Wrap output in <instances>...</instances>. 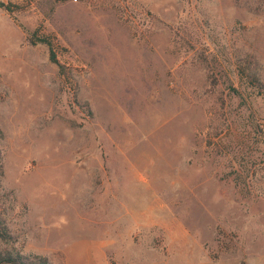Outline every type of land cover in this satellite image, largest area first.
Instances as JSON below:
<instances>
[{
    "label": "rangeland",
    "instance_id": "1",
    "mask_svg": "<svg viewBox=\"0 0 264 264\" xmlns=\"http://www.w3.org/2000/svg\"><path fill=\"white\" fill-rule=\"evenodd\" d=\"M0 1V251L264 264V0Z\"/></svg>",
    "mask_w": 264,
    "mask_h": 264
},
{
    "label": "trees",
    "instance_id": "2",
    "mask_svg": "<svg viewBox=\"0 0 264 264\" xmlns=\"http://www.w3.org/2000/svg\"><path fill=\"white\" fill-rule=\"evenodd\" d=\"M0 6L4 7L6 10H8L10 13H12V4L11 3H5L3 1H0ZM40 41H44L46 43H50V41L47 38H39ZM36 42L34 39L32 40ZM51 59L54 62H58L56 54L52 51ZM3 137V132L0 128V139ZM1 154V149H0ZM2 171L0 170V179H1ZM7 227L3 226L0 222V237L1 238H8L10 235L6 232ZM5 250V249H4ZM0 264H51L48 258L45 256H35L34 258H30L29 256H26L21 251H17V253H13L11 250L6 251H0Z\"/></svg>",
    "mask_w": 264,
    "mask_h": 264
}]
</instances>
